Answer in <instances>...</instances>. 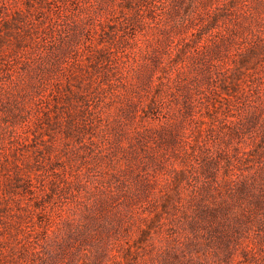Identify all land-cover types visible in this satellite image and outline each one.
<instances>
[{
  "label": "rangeland",
  "instance_id": "374dc122",
  "mask_svg": "<svg viewBox=\"0 0 264 264\" xmlns=\"http://www.w3.org/2000/svg\"><path fill=\"white\" fill-rule=\"evenodd\" d=\"M11 1V12L21 9L24 20L12 24L11 35L0 42V81L8 86L14 79L7 76L6 63L16 58L15 50H35L36 44L28 36L20 48L16 46L17 31L22 32L27 27L31 29L26 20L38 21L39 11L49 9L50 2L65 1L61 18H54L57 23L52 25L49 19L42 18L45 22L43 27L48 29L52 25L53 35L58 37L63 19L67 17L71 23V17L76 12L85 19L93 13L89 6L97 3V0H84L82 5L87 9L80 12L73 0ZM169 1L173 4L170 8L172 17L167 21L169 26L175 28L181 19L196 28L209 25L210 31L203 35L200 43L227 26H235L240 33L233 47L234 52L243 51L259 41L264 42V0ZM136 8L135 2L132 6L121 7L117 2L104 6L93 20L95 29L92 35L82 34L75 41L78 52L60 53V60L65 58L61 70L51 73L52 77L46 80V88L39 92L40 95L46 94L44 102L36 101L35 91L38 89L31 88V95L23 94L24 107L14 108L9 107L7 102L0 103V264H48L42 263L40 257L30 250L22 248V243L28 242L23 236L25 231L32 234L28 240L31 239L35 245L43 243L47 223L49 232L56 233L52 250L55 248L58 251L60 261L72 259L70 264H162L160 251L188 242V235L194 238L183 214L174 210L172 205L168 207L170 213L155 217L156 212L162 211V204L168 195L175 196L176 190H179L181 199L186 200L193 189H199L205 182L219 186L226 193L231 180L242 177V174H255L258 181L264 184V123L246 122L248 110L239 113L244 121L240 135L230 137L231 129L223 114L208 112L201 104L187 110L182 103H172L167 118L159 114L160 119H153L155 115L151 112L148 111L149 116H146L142 108L130 107L119 97L124 89L111 76V69L116 65L114 56L100 49L112 43L114 33L115 36H136L135 53L125 57L127 64L124 70L130 80L134 70L143 65L147 53L159 46V39L163 36L160 25L149 16L145 20L150 23L143 27L137 24ZM13 15L17 17V13ZM53 16L56 17L55 14ZM102 27L107 34H102ZM30 31L34 33L33 29ZM179 32L183 31L175 28L173 35L176 39L180 37ZM190 34L188 32L187 35ZM45 38L47 47L53 44L51 35ZM32 54L34 56L36 51ZM219 64L217 85L220 91H224L220 87L223 80L237 71L226 70L224 61ZM16 68H21L20 62H17ZM188 76L197 84L194 72H189ZM238 77L240 90L245 88L257 95L255 89L264 87V62L254 61L252 68L238 72ZM67 81L74 90H78L77 85H82L85 97L79 98L70 93ZM206 81H203L201 90L206 87ZM110 83L113 87L108 88ZM199 92L197 88L196 93ZM133 96L137 99V95ZM166 119L175 125L176 136L183 137L182 145L169 144L163 138L167 137L166 132L159 133L160 125ZM148 127L153 128V133L148 132ZM139 132L144 137L139 136ZM190 143L195 144L194 151ZM209 149L215 158L211 162L212 174L191 168L192 154H197V161L203 163ZM19 169L29 171L37 178L34 179L36 184L50 193L43 201L51 212L49 217L39 215V209L26 206L25 201L10 199L9 184ZM180 171L185 173L175 186L173 179ZM66 178L72 182L68 184ZM143 180L150 185L145 193ZM115 186L119 190L113 194L111 188ZM98 187L104 190L103 195L108 200V204L97 210L104 215L101 218L104 224L95 223L92 236L83 241L79 251L71 254V246L65 245V236L59 229L72 218L84 221V203L87 199L92 200L89 192L98 191ZM77 194L83 197V201H78ZM25 195L29 196L28 193ZM130 198L133 199L129 204L134 209L133 214H128L125 206ZM113 211L122 213L123 223L118 224L114 220ZM109 223L116 226L112 228ZM17 227L23 228L24 232L18 231ZM143 229L149 230L148 236L143 235ZM195 242L189 247L187 257L199 255L202 260H208V264H264V206L244 228L237 250L229 259L225 260L224 250L219 248L216 239L210 241V246ZM183 247L188 251V246L184 244ZM38 249H42L40 245ZM215 250L218 256H215ZM47 255L42 253L41 257L46 258Z\"/></svg>",
  "mask_w": 264,
  "mask_h": 264
},
{
  "label": "trees",
  "instance_id": "16d2710c",
  "mask_svg": "<svg viewBox=\"0 0 264 264\" xmlns=\"http://www.w3.org/2000/svg\"><path fill=\"white\" fill-rule=\"evenodd\" d=\"M83 2L84 0H73V4H77L78 11L80 12L87 9V6L82 5ZM115 2L121 7H124V5L132 6V2H135L136 6H138L135 11L137 24L143 27L145 24L150 23L145 20L146 16H149L152 21H155L154 23L160 25L159 29L163 34L162 38L159 39V46L151 49L147 53L145 62L141 67L134 70L132 79L130 80L128 79V72L124 70L127 64L125 57H129L133 52L135 53L133 47L137 42L135 40L136 36L125 34L115 36L114 33L112 43L100 49L101 52L104 51L114 56L116 65L111 69V76L120 82L124 93L118 95L127 101L130 107L138 106L143 109L146 116H149L151 112L155 115L153 119H160L159 114L167 118V113L172 108V103H182L187 110H192L194 106L201 104L207 108L208 112L213 111L223 114L225 122L228 123L227 126L231 129L230 137L239 136L243 130L241 123L244 121L241 114H239L242 110H248L245 115L246 122L251 121L255 124L264 123V118L262 117V111H264V87L255 89L257 95H254L251 91H247L245 88L240 90L241 82L239 81L240 77H238V72L252 68L254 61L256 63L264 62V42L259 41L257 44L251 45L243 51L234 52L233 47L240 33L235 26H227L224 29L210 34L207 41L200 43L203 35L210 31L209 25L196 28L186 22L185 19L177 21L175 25V28L183 31L182 33L179 32L181 33L180 37L176 39L173 35L175 30L174 26H169L167 23L172 17L170 8H172L173 4L169 0H97L96 4L94 3L89 6L90 10H93V13L89 14L85 19H82L79 16L80 13L77 12L75 14L73 13L71 23L67 17L63 19V27L58 37L53 35L51 26L57 23L54 18H61V12L64 11L66 2H50L48 4L51 5L48 6L49 9L42 8L39 11L38 21H25V23L31 25V29L27 27L28 29H23L22 32L17 31V48H20L28 36L36 44L34 50L36 54L33 56L32 53L34 52L29 50L23 52L15 50L17 51L16 58L6 63L7 76L14 80L10 86L0 81V103L7 102L9 103V107L14 108L24 107L25 100L22 98L23 94L31 95V88L38 89V91H35L37 93L36 101L39 103L44 102L46 94L40 95L39 92L44 91L46 88V80L52 77L51 73L58 69L61 70L65 58L60 60V53L65 55L70 51H76L75 41L82 34L91 36L95 29L92 26L95 16L100 14L104 6L113 5ZM11 8V0H0V24H2V27L0 26V42L11 35L10 28L12 24H16L17 20H24L21 9L11 12ZM13 13H17V17ZM43 17L44 19H49L52 24L48 29L43 27L45 23L42 19ZM16 26L23 28L19 25ZM32 29L34 33L30 31ZM188 32L191 34L187 35ZM103 33H108L105 27H102ZM48 35H51L54 39H52L53 44L47 47L44 44V40ZM220 61L226 63V70L233 71V73L237 71L229 79L223 80L220 87L224 91H220L217 85L219 80L217 72L220 67ZM17 62L21 63L20 69L16 68ZM189 72H194L197 84H194V80L192 81L189 78ZM204 80H207V84L201 90L200 87L204 83ZM67 82V88L70 93L79 98L85 97L82 85H77L78 90H74L70 81ZM56 84L59 85L60 83L56 82ZM108 86V88H111L113 84L110 83ZM197 88H199V93H196ZM55 92L57 91L55 90ZM51 94L54 95V92L51 91ZM133 95H137V99ZM255 96L257 97L255 98ZM174 127L175 125L171 122L169 123V119H166L160 125L161 130L159 133L166 132L165 136L167 137L163 138H166L169 144H181L184 139L183 137L176 136ZM152 129L151 127L147 128L150 133H153L151 131ZM143 135L142 132H139V136ZM94 143L97 142L94 141ZM189 145L194 151L195 144L190 143ZM211 154L213 153L209 149L203 163L197 161V154H192L194 161H190V167L200 169L209 175L212 174L211 162L215 158ZM217 166L216 161V168ZM184 173L180 171L174 177L173 181L175 186H178L177 183H179ZM34 179L37 178L33 177L29 171L19 169L9 184L8 194L10 199L25 201L26 206L33 207L35 210L39 209L37 211L39 215L49 217L51 212L45 207L43 201L50 193L45 188L38 186ZM65 181L68 184L72 182L68 178ZM262 183V181H258L255 174L251 176L242 174V177L231 180V185L228 187L229 191L226 193L219 186L211 182H205L199 189H193L190 197L186 200L181 199L179 190H176L175 196L168 195L162 204V211L156 212L155 217L158 218L164 213H170L168 207L172 205L174 210H180L183 214V218L187 221L194 238L188 235V242L181 243L180 245L177 244L169 250L165 249L160 251L159 256L162 264H208V260H202L199 255L194 258L187 257V254L193 242L197 241L210 246L212 239H216L219 248L224 250L225 260L232 257L237 250V244L240 235L244 232V228L256 218L264 206V184ZM149 186V183L144 180L142 181L144 193L145 189H148ZM97 190L90 191L89 195H92V200L87 199L84 203V221L72 218L59 229V232L65 236V245L68 247L71 246V254L79 251L83 241H86L92 236V228L95 223L101 224L102 226L104 224L103 219L101 220L104 215L98 213L97 210L98 207L108 204V200L103 195L104 190L101 187H98ZM118 190V186L111 188L113 194L118 193ZM26 193L29 196L25 195ZM17 197L19 198L17 199ZM76 197L78 201H83L81 200L83 197L79 194ZM4 200L7 201L8 199L4 198ZM132 201L133 199L130 198L125 203L128 214L134 213L133 207L129 205ZM0 209L2 208L0 207ZM112 214L118 224L123 223V217L120 211H113ZM109 224L112 228L116 226L115 223ZM47 225L48 227L44 231L45 237L43 243L36 242L37 244L35 245L31 239L28 240V237L32 234L25 231L23 236L28 242L22 243V248L30 250L33 255L39 256L42 263H72V259L68 262L60 261L57 255L58 251L55 248L52 250L53 243L55 242L54 235L56 233H50L49 223ZM17 229L18 231L24 232L23 228L17 227ZM148 234L149 230L143 229V235L148 236ZM234 241L235 243H233ZM184 244L188 246V251H185ZM39 245L42 248L41 250L38 249ZM102 252H105V248L102 249ZM42 253L48 254L47 257H41ZM214 254L218 256V251L215 250ZM73 264H77V262Z\"/></svg>",
  "mask_w": 264,
  "mask_h": 264
}]
</instances>
